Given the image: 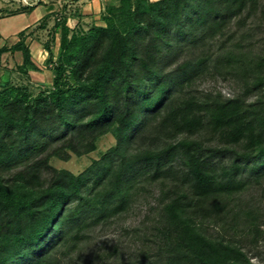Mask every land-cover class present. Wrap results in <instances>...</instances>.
<instances>
[{"label":"trees","instance_id":"16d2710c","mask_svg":"<svg viewBox=\"0 0 264 264\" xmlns=\"http://www.w3.org/2000/svg\"><path fill=\"white\" fill-rule=\"evenodd\" d=\"M114 1L106 27L60 25L49 95L0 85V264L120 260V238L88 261L81 250L152 189L149 216L120 228L129 257L254 264L242 239L264 235V46L236 36L251 22L264 30V0ZM16 51L33 65L24 40L0 57ZM67 69L75 84L65 90ZM208 76L236 91H196ZM108 134L116 145L79 175L50 165Z\"/></svg>","mask_w":264,"mask_h":264},{"label":"rangeland","instance_id":"374dc122","mask_svg":"<svg viewBox=\"0 0 264 264\" xmlns=\"http://www.w3.org/2000/svg\"><path fill=\"white\" fill-rule=\"evenodd\" d=\"M82 0H43L46 2L45 6H50L52 11V18L46 19L40 26L35 28V31L31 33L35 41L38 40L45 48H49L51 53L48 51V56L46 55V60L41 59L38 62V66L33 62V65L27 67H19L15 63V59L11 57H0V85L4 86L6 90H19L20 94H26L28 98L34 99L40 95H49L53 92V80L55 77L54 68L59 62V56L61 53V40H62V28L61 24L66 21L69 28L78 33H87L99 25L106 27L103 17L106 15V7L111 4L119 5V2L114 0H102V14H97V18L93 16H85L82 14ZM157 1V0H151ZM89 10V9H88ZM16 13V11H9L4 7L0 9V16H5L6 14ZM102 22V23H100ZM97 23V24H96ZM104 23V24H103ZM245 29H237L233 27L234 30H238L237 39L244 34L247 38L250 36L252 41L257 42L258 46H264V30L263 28H258L256 23L251 22ZM44 31L39 33L38 32ZM36 35V36H35ZM256 47L260 48V47ZM29 70H33V74H29ZM37 71V72H36ZM44 74H40V73ZM53 74H52V73ZM70 69H67L65 73V85L66 90L69 85L75 84V81L71 78ZM52 82V83H51ZM195 90L198 92H221L225 96L233 95L236 91V84L232 81H224L219 77L208 76L203 80H200L196 86ZM16 94V92H14ZM116 145V139L113 134H108L100 138L97 142V150L85 155L83 157H77L72 155V158L68 161H62L59 158H52L50 165L58 170H68L75 175H79L86 168H88L94 161L101 159V157L112 147ZM151 191V187H148ZM154 194L142 193L140 201L136 206L128 213L122 217L116 223L107 227L108 229L104 231H99V229L92 232V239L86 242V246L83 248L82 255L84 258L88 259L91 257V252L97 247L105 242V248L108 252H112V248L119 242H128L129 238L125 237L126 234L120 228L123 226L127 229L141 225L147 216L152 212L153 208L156 207V201L154 196L158 194V190H154ZM264 202V200H263ZM264 205V203H263ZM242 243L246 250L250 252L252 262L254 264H264V235L257 242L251 243L250 240L242 239ZM120 243V253L122 258L120 260L117 258L119 255H115L110 261L111 264H144L142 260L138 259V256H130L128 249H123L125 247ZM132 250L137 247L131 246ZM128 248V247H127ZM130 249V248H129ZM77 256V255H75ZM115 259V260H114ZM109 262V263H110ZM78 264L79 262L76 261ZM81 264H84L83 262Z\"/></svg>","mask_w":264,"mask_h":264},{"label":"crops","instance_id":"0c3cea01","mask_svg":"<svg viewBox=\"0 0 264 264\" xmlns=\"http://www.w3.org/2000/svg\"><path fill=\"white\" fill-rule=\"evenodd\" d=\"M80 3L82 14L88 16L87 19L89 16L97 18V14H102V0H82ZM45 4L46 2L43 0H0V9L4 7L9 11H16V13L0 16V49H10L24 40L26 47L30 50L32 60L37 66V61H41L42 58L46 60L48 51L31 35L35 28L45 22L47 18L48 20L52 18L50 6H45ZM97 26L104 27L99 25V22ZM41 32L44 33V31H40L37 35ZM2 56L15 59V63L19 67L24 66L25 58L22 51L6 52ZM33 73V70H29V74Z\"/></svg>","mask_w":264,"mask_h":264}]
</instances>
